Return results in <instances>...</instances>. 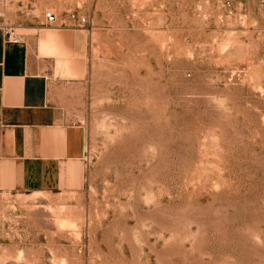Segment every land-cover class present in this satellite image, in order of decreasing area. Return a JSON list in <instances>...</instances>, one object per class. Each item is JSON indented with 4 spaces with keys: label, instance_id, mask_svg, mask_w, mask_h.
I'll list each match as a JSON object with an SVG mask.
<instances>
[{
    "label": "rangeland",
    "instance_id": "rangeland-1",
    "mask_svg": "<svg viewBox=\"0 0 264 264\" xmlns=\"http://www.w3.org/2000/svg\"><path fill=\"white\" fill-rule=\"evenodd\" d=\"M45 12L86 18L59 101L84 152L0 191V264H264V0H0L22 35Z\"/></svg>",
    "mask_w": 264,
    "mask_h": 264
},
{
    "label": "crops",
    "instance_id": "crops-1",
    "mask_svg": "<svg viewBox=\"0 0 264 264\" xmlns=\"http://www.w3.org/2000/svg\"><path fill=\"white\" fill-rule=\"evenodd\" d=\"M48 25L24 28L12 43L0 22V191H58L84 152L82 131L65 123L59 101L65 81L81 74L86 35Z\"/></svg>",
    "mask_w": 264,
    "mask_h": 264
},
{
    "label": "built area",
    "instance_id": "built-area-1",
    "mask_svg": "<svg viewBox=\"0 0 264 264\" xmlns=\"http://www.w3.org/2000/svg\"><path fill=\"white\" fill-rule=\"evenodd\" d=\"M44 18L48 24H52L56 22V16L52 12H45ZM69 19L73 21V25H75L77 28H81V25H84L86 23L85 17H77L74 14H71ZM4 34L5 39L12 43H20L22 41V37L20 34L16 32V30L13 27L10 26H4Z\"/></svg>",
    "mask_w": 264,
    "mask_h": 264
}]
</instances>
